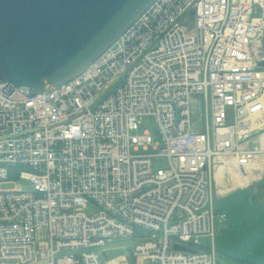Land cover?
<instances>
[{
	"label": "built area",
	"instance_id": "1",
	"mask_svg": "<svg viewBox=\"0 0 264 264\" xmlns=\"http://www.w3.org/2000/svg\"><path fill=\"white\" fill-rule=\"evenodd\" d=\"M263 40L264 0H154L69 80L0 81V181L33 184L0 190V264H100L94 248L136 227L137 262L216 264V170L248 185L264 166ZM144 115L159 140L136 132Z\"/></svg>",
	"mask_w": 264,
	"mask_h": 264
},
{
	"label": "water",
	"instance_id": "2",
	"mask_svg": "<svg viewBox=\"0 0 264 264\" xmlns=\"http://www.w3.org/2000/svg\"><path fill=\"white\" fill-rule=\"evenodd\" d=\"M153 1L0 0V81L35 95L44 81L56 86L69 80ZM257 64L264 66V59ZM173 248L192 250L178 243Z\"/></svg>",
	"mask_w": 264,
	"mask_h": 264
},
{
	"label": "crops",
	"instance_id": "3",
	"mask_svg": "<svg viewBox=\"0 0 264 264\" xmlns=\"http://www.w3.org/2000/svg\"><path fill=\"white\" fill-rule=\"evenodd\" d=\"M216 173H219L222 183L216 179ZM216 173L214 194L218 197L228 194L232 187L253 189V193H248L245 198L240 196L233 202L216 205L215 208L226 215L225 220L216 227L213 240L216 253L223 259L224 264H264V210L261 212L244 207L264 203V184H259L264 181V166L250 169L248 185L238 184L232 169L226 165L220 166ZM201 244H204L202 239ZM223 254L232 257H225ZM113 261L117 263L116 259ZM136 264L144 263L139 261Z\"/></svg>",
	"mask_w": 264,
	"mask_h": 264
},
{
	"label": "rangeland",
	"instance_id": "4",
	"mask_svg": "<svg viewBox=\"0 0 264 264\" xmlns=\"http://www.w3.org/2000/svg\"><path fill=\"white\" fill-rule=\"evenodd\" d=\"M202 109L203 106L202 105H198V103H195L193 105V113H192V118L196 121H199V119H203L202 118ZM201 124L203 122H200ZM137 133H144V132H148L153 140L157 141L159 140V133H158V129L156 127V124L154 122V119L152 116L150 115H144L141 116L140 118V123L138 126V129L136 130ZM137 152H156V149H153L152 146H148L145 149L143 147H138V151ZM152 165L154 169H166L168 167V160L165 156H154L152 158ZM216 179L220 180V183H222V179L219 175V173H216ZM233 183H235L233 181ZM259 184H264V181H262ZM32 182L27 180V179H14L12 181H0V190H11V189H21V190H30L32 189ZM233 185H231L232 187ZM254 186H259V185H254ZM251 192L253 193V189L249 188V189H239V188H234L232 187L231 190L229 191L228 194L223 195L221 197H218L217 195H213V204L214 207H216V205H220L222 203H226V202H233L235 199L241 197H244ZM257 201V200H256ZM245 208H249V209H255L257 211H261L264 210V203L262 202L261 204L256 205H249L246 206L244 205ZM96 207L94 204L89 203L88 206L86 208H84V211L86 213H90L92 211H95ZM216 234V231H215ZM204 245H208L209 241L206 238H201ZM207 240V241H206ZM138 240L134 239V238H118V239H114L110 242H108L106 245L102 246V247H96L94 248L95 251L98 252L99 254V259H100V264H115L114 262H111L113 259H118L119 263L122 261V257H124L125 262H123L124 264H131V257L129 252L131 251V247L134 245L135 242H137ZM67 253H71L70 250H62L61 254H67ZM136 259L134 258L133 263L136 264ZM216 264H224L223 259L221 257H219V255H216Z\"/></svg>",
	"mask_w": 264,
	"mask_h": 264
},
{
	"label": "trees",
	"instance_id": "5",
	"mask_svg": "<svg viewBox=\"0 0 264 264\" xmlns=\"http://www.w3.org/2000/svg\"><path fill=\"white\" fill-rule=\"evenodd\" d=\"M11 177H12V175H11ZM146 234H148V232L147 231H144V230H142V229H140V228H138V227H136L135 228V233H134V239H136V240H139L141 237H143V236H145ZM197 249H207L208 248V246L207 245H204V244H201V245H199V246H197L196 247ZM129 254H130V257H131V264H134L133 263V261H134V256L132 255V253H131V251L129 252ZM216 255H217V253H216ZM225 257H232V256H229V255H227V254H223ZM238 260H240V259H238ZM247 262V261H246ZM249 264H253V263H251V262H248Z\"/></svg>",
	"mask_w": 264,
	"mask_h": 264
},
{
	"label": "bare ground",
	"instance_id": "6",
	"mask_svg": "<svg viewBox=\"0 0 264 264\" xmlns=\"http://www.w3.org/2000/svg\"><path fill=\"white\" fill-rule=\"evenodd\" d=\"M113 262H115V261H113Z\"/></svg>",
	"mask_w": 264,
	"mask_h": 264
}]
</instances>
